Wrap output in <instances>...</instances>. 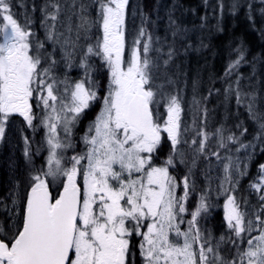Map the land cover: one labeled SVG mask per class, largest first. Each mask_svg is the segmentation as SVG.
<instances>
[{
	"label": "snow or ice",
	"instance_id": "snow-or-ice-1",
	"mask_svg": "<svg viewBox=\"0 0 264 264\" xmlns=\"http://www.w3.org/2000/svg\"><path fill=\"white\" fill-rule=\"evenodd\" d=\"M128 7L129 0H70L66 9L60 0H44L40 40L32 19L26 15L21 24L13 0H0V140L18 116L27 127L45 130L47 150L44 165L30 172L23 196L14 194L11 206L0 201L5 213L0 264H264V163L249 185L257 207L237 195L247 166L241 167L239 157L208 151L213 135L218 149L229 143L239 145L236 152L252 146L235 134L226 143L222 128L207 132V109L198 101L193 103L196 114L203 113L199 124L195 115L191 125L184 121L180 96L161 81L166 73L159 55H152L160 51L152 35L141 26L128 41ZM167 55L165 68L172 51ZM243 60L240 51L225 75ZM61 62L67 70L80 69V78L72 80L66 72L59 78L55 70ZM99 69L107 75L103 95L95 75ZM235 83L226 92L234 91L240 105L251 94L241 92L239 79ZM96 104L99 111L77 152L75 129ZM247 108L258 119L254 95ZM259 127L256 139L264 138V123ZM165 144L168 153L161 158ZM25 145L31 162L27 137ZM210 156L222 175L213 187L209 161L207 184L190 210L197 191L194 170L201 157ZM179 166L186 171L178 178ZM213 192L216 199L223 197L227 233L219 238L202 226L217 206Z\"/></svg>",
	"mask_w": 264,
	"mask_h": 264
},
{
	"label": "trees",
	"instance_id": "trees-1",
	"mask_svg": "<svg viewBox=\"0 0 264 264\" xmlns=\"http://www.w3.org/2000/svg\"><path fill=\"white\" fill-rule=\"evenodd\" d=\"M42 1L44 3V0H13V12L18 22L23 24L27 15V6H22L21 3L31 5ZM141 17L140 26L145 27L152 35L153 47L160 50L159 53L153 52L152 55L153 57L159 55L161 69L166 73L161 77V81L165 82L166 91L181 98L184 121L191 125L195 115L199 124L203 113L197 115L193 103L194 100L198 101L200 109H207V120L204 125L207 132L215 133L216 129L222 128L226 143L227 136L235 134L241 143L252 146L247 150L241 149L236 152L239 145L229 143L227 149H218V138L213 135L208 151L219 150L221 156L230 155L234 158H242L247 151L252 152L249 169L239 181L237 195L258 207L257 193L249 185L257 179L259 164L264 163V138L256 139L260 131L259 125L264 123V0H141ZM31 27L35 29L33 23ZM35 33L36 38L41 39L40 34L36 31ZM51 47L52 45L49 49ZM170 50L173 56L165 68L163 61L168 59L167 54ZM240 51L244 54V60L231 75L226 76L229 65L238 58ZM98 73L100 93L103 95L107 75L102 69H99ZM169 79L172 83H166ZM237 79L243 94L255 96L258 119H253L248 112L247 103L251 95H244V102L238 105L234 91L226 92L229 85L233 90L236 88ZM97 106L98 104L94 105V109L88 110L80 120L81 125L78 126L73 137L75 151L83 148L80 142V137L83 135L81 133L86 123L94 119ZM15 121L19 124V135H21V149L18 155L20 167L23 159H26L24 158L26 157L25 137L28 138L31 154L40 145L37 147L38 154L33 160L31 158L28 168L32 172L44 165L47 150L45 151L46 147L45 149L42 147L44 144L39 136L43 128L39 127L34 133L22 118H17ZM244 129L247 131L241 135ZM192 135L193 133L190 132L189 140ZM167 153L168 146L165 144L160 152L161 158ZM72 154L73 150L69 149L68 155ZM33 161H36V165ZM209 161L211 164H218L215 157L210 156L208 160L201 157L194 170L197 191L189 202L190 210L195 206L199 192L206 186L204 171L209 166ZM16 169L11 184L17 179L23 181L22 178L25 176L24 172L16 173ZM185 171L183 166H179L175 174L179 178ZM5 176L0 168V198L4 197ZM27 184L28 181L23 183L22 196ZM212 202L218 207L222 205L223 198L216 199L212 195ZM213 209L214 207L209 210L211 214ZM202 226L211 231L215 238L217 234L227 233L222 210H218L211 217L209 214L202 222ZM228 247L229 245H224L225 249ZM225 255L227 256L228 253L225 252Z\"/></svg>",
	"mask_w": 264,
	"mask_h": 264
},
{
	"label": "rangeland",
	"instance_id": "rangeland-1",
	"mask_svg": "<svg viewBox=\"0 0 264 264\" xmlns=\"http://www.w3.org/2000/svg\"><path fill=\"white\" fill-rule=\"evenodd\" d=\"M60 2L62 4H64L65 8L67 9V4L70 3V0H60ZM83 2L87 3L88 0H83ZM21 5L27 6V12L26 13L32 19L33 24L35 26V29H33V30H35L37 32V34H40V37L42 40L44 38L45 33H44V29L40 26L42 14H41L39 9H40L41 5H43V1L38 2V3L37 2L31 3V5L29 3H21ZM34 5L36 8L35 11H33ZM92 14L94 16L95 12L93 11ZM15 18L18 19L16 16H15ZM62 19H63V16H62ZM73 20L75 22V17L73 18ZM141 21H142L141 0H129L128 15H127V20H126L127 33H128L127 38H128L129 43L131 42L132 38L136 35V33L139 31V28L141 27L140 26ZM61 30H63V29H61ZM93 31H95V29ZM48 45L51 46L50 44H48ZM51 49H52V47L50 49H48V51H51ZM56 58L60 59L59 53L56 54ZM55 71H56V75L59 78H63L65 72L67 73V76L69 78H71L72 80L79 79L81 76V70L80 69L73 68L71 70H67L64 68L63 62H61V64L57 66ZM98 74L99 73L97 71V73L95 74L97 79H98ZM101 95H102V93H101ZM97 107H98V109H97L96 113L99 111V104ZM91 109H94V106ZM161 111H163V109H161ZM96 113H95V115H96ZM13 118L17 119V118H21V117L15 116ZM13 118L10 119L9 124L6 127L4 139L0 140V168H1V173L3 171V173L6 174V176L4 177L5 182H3L4 197H2L0 199H2L3 202L8 204L9 206H11V200H12L14 194L18 193L22 197L23 183L28 181V177L30 174V170L28 169L30 166V162H29L28 157H24L26 159L25 160L23 159L22 166L20 167V160L18 159V155H20L19 149H21V135H19V127H18L19 124ZM88 124L89 123H86V126H84L83 132L81 134L84 133ZM80 125L81 124L77 125V127L75 129V134L78 130V126H80ZM35 132L36 131L34 130V133ZM39 136H40L41 142L44 144L45 130L42 131V133H40ZM22 142H23V137H22ZM30 143H31V141H30ZM39 146L40 145H38L37 147H39ZM37 147H36V151L32 152V154H31L32 160L36 157V155L39 152ZM43 148L45 149V147H43ZM45 151H46V149H45ZM78 151H80V150H78ZM251 153H252L251 151H247L246 155L243 156L242 158H240V160L242 162L241 167L244 168L245 165L247 166L246 172L249 169ZM46 155H47V151H46ZM67 155H68V152H67ZM44 162L45 161H43V164H44ZM33 164L36 165V161H33ZM16 167L19 170L16 169ZM15 169H16V173L18 171L25 173V176L22 178L24 182L20 179H17V180H14V182L11 184V181L13 180V178H12L13 174L15 173ZM209 175L211 177H213L212 186L215 187L216 184L218 183V180L216 178L222 175L221 169L219 167H217V164H211V171H210ZM240 179H239V181H240ZM206 184H207V181L205 180V185ZM212 195H213V197L216 198L215 192H213ZM221 198H223V197H221ZM222 204H223V202H222ZM218 210H222V217H223L222 205H220L218 207H214V209L212 210L213 211L212 214H215V212H217ZM0 214L5 215V213H3V212H0ZM212 214L210 213V217L212 216ZM4 219H5V217L3 218L2 216H0V220H4ZM222 234H226V233L217 234L216 238H219V236Z\"/></svg>",
	"mask_w": 264,
	"mask_h": 264
},
{
	"label": "flooded vegetation",
	"instance_id": "flooded-vegetation-1",
	"mask_svg": "<svg viewBox=\"0 0 264 264\" xmlns=\"http://www.w3.org/2000/svg\"><path fill=\"white\" fill-rule=\"evenodd\" d=\"M38 39H40L39 37H38ZM44 39V38H43ZM42 39V40H43ZM41 40V39H40ZM47 46V49H48V47H49V45H46ZM39 115H42V113H39ZM37 122H38V120H36V121H34V124H37ZM39 128V126L35 129V131L37 130ZM43 131H44V129H43ZM0 216H2L3 218L5 217V215H2V214H0Z\"/></svg>",
	"mask_w": 264,
	"mask_h": 264
}]
</instances>
